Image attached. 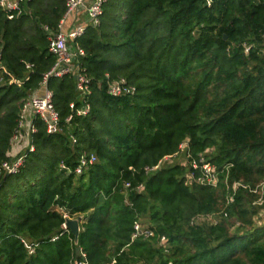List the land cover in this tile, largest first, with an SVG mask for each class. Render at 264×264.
<instances>
[{
  "label": "trees",
  "instance_id": "16d2710c",
  "mask_svg": "<svg viewBox=\"0 0 264 264\" xmlns=\"http://www.w3.org/2000/svg\"><path fill=\"white\" fill-rule=\"evenodd\" d=\"M66 4L30 0L14 19L0 8V264H264V0H106L75 40L87 115L73 75L44 83ZM119 78L134 94H109ZM45 86L61 131L33 117L15 156L23 103ZM184 142L192 157L170 162ZM84 153L97 160L78 174ZM20 155V171L1 169ZM200 158L217 187L189 177ZM65 215L80 219L78 244ZM136 221L155 236L132 241Z\"/></svg>",
  "mask_w": 264,
  "mask_h": 264
},
{
  "label": "built area",
  "instance_id": "2783aa9c",
  "mask_svg": "<svg viewBox=\"0 0 264 264\" xmlns=\"http://www.w3.org/2000/svg\"><path fill=\"white\" fill-rule=\"evenodd\" d=\"M30 0H0V8L7 14L9 19L20 17L26 12V4ZM106 0H67V9L60 21L58 30L50 36L49 51L55 57V64L52 69L45 75L44 83L50 76L63 77L65 75H73L76 82V89L79 94L81 106L76 109L78 115H87L90 112L91 106L88 102V96L91 92V78L82 70L80 67V57L85 55V51L82 47L75 44V40L81 37L86 30L87 25L98 26L100 22V15L103 12V4ZM84 15V20H78L79 15ZM72 19L71 24L65 28L67 22ZM245 51H249V46L245 45ZM30 67V65H27ZM2 69V50L0 48V70ZM43 95H38V91L29 96L23 103V107L20 114V121L15 134L12 137V142L17 141L23 137V134H30L36 132L37 127L33 124L32 119L38 116L46 125V130L50 134H55L61 131V119L58 110L55 108L53 103V93L46 86ZM108 91L112 96H126L134 94L135 87L128 84L125 78H119L116 80H110L108 83ZM74 105L72 104V107ZM71 120V116L67 119ZM29 142V141H28ZM187 143L184 142L181 145V149L184 150ZM30 150H34L32 145H29ZM188 157H192L188 154ZM97 157L95 154L87 155L82 154L80 162L75 168L78 174H81L83 170L96 162ZM202 162L199 164L196 159L191 161L194 168L190 172V178L195 182L202 185H208L217 187L219 185L220 177L219 173L213 166L206 162L203 158H200ZM24 162V156L20 155L15 157L12 161L3 162L1 169L8 173H17L20 171ZM62 168L68 169L67 166L61 164ZM156 167L151 168L154 170ZM195 170H199L196 172ZM264 185V184H263ZM263 185L261 190L254 189L255 192L261 194L257 203L264 204V190ZM130 184L126 183V187ZM239 186L246 188L240 182H236L233 185L234 190ZM141 188V186L139 187ZM229 201H232L230 196ZM67 217V215H65ZM69 218V217H67ZM64 228L65 223H64ZM155 236L153 229L145 227L140 221H136L134 224V230L132 233V241L136 239H151ZM58 236H54L53 240L57 239ZM166 237L161 236V244H165ZM25 247L29 253H34L38 243L29 242L23 239ZM83 259L78 261L77 264H86L85 254Z\"/></svg>",
  "mask_w": 264,
  "mask_h": 264
},
{
  "label": "rangeland",
  "instance_id": "374dc122",
  "mask_svg": "<svg viewBox=\"0 0 264 264\" xmlns=\"http://www.w3.org/2000/svg\"><path fill=\"white\" fill-rule=\"evenodd\" d=\"M28 139H29V137L27 136V134L25 132V134H23V137L21 139H19L17 141H14L12 143L13 144V149H14L13 154L15 156L23 153L26 150V148L28 146ZM186 159H188V156L186 154V150H182L180 152V154L175 156L174 158H172L170 160V162L178 163V162L186 161ZM213 219H216V215H210L208 217H204L203 218V220L207 221V222H211V220H213ZM263 220H264V218H263Z\"/></svg>",
  "mask_w": 264,
  "mask_h": 264
},
{
  "label": "water",
  "instance_id": "95a60500",
  "mask_svg": "<svg viewBox=\"0 0 264 264\" xmlns=\"http://www.w3.org/2000/svg\"><path fill=\"white\" fill-rule=\"evenodd\" d=\"M65 227L71 231L74 235L75 244H78L80 235V219L79 218H67L65 222ZM79 251V248H77Z\"/></svg>",
  "mask_w": 264,
  "mask_h": 264
},
{
  "label": "crops",
  "instance_id": "0c3cea01",
  "mask_svg": "<svg viewBox=\"0 0 264 264\" xmlns=\"http://www.w3.org/2000/svg\"><path fill=\"white\" fill-rule=\"evenodd\" d=\"M78 20H84V15H79L78 16ZM71 22H72V19L70 20V22L68 21L67 22V24H66V26H65V28H67L70 24H71ZM44 92H45V88L43 87V88H41L40 90H38V95H43L44 94Z\"/></svg>",
  "mask_w": 264,
  "mask_h": 264
}]
</instances>
